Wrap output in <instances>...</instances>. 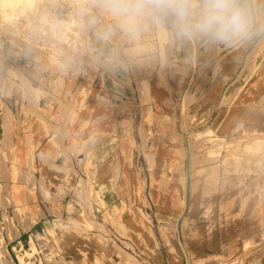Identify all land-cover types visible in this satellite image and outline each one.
<instances>
[{"label":"crops","instance_id":"obj_1","mask_svg":"<svg viewBox=\"0 0 264 264\" xmlns=\"http://www.w3.org/2000/svg\"><path fill=\"white\" fill-rule=\"evenodd\" d=\"M248 2L264 20V0ZM164 25L170 37L163 44L165 53L157 46L151 66L126 76L113 66L119 63L112 51L119 39L116 29L92 17L88 37L94 57L112 64L104 67L109 85L123 91L112 107L104 100L100 108L91 98L97 76L90 77V68L88 96L80 109L65 101L77 76L62 83L57 74L33 66L25 67L19 78L0 72L3 240L10 243L24 235L28 248L33 242L38 249L44 239L57 235L67 256L94 255L95 238L80 223L110 230L114 214L138 239L143 264H210L209 256L243 236L240 224L258 221L259 177L223 175L217 160L193 156L189 135L209 122L218 136L241 126L264 132V31L225 46L180 38L170 21ZM21 77L32 85V102ZM99 109L107 119H97ZM114 142L135 144V168L122 163L113 171L109 144ZM96 143L103 144L99 152ZM147 159L152 161L151 183L128 186L118 172L135 170L142 178ZM145 206L151 208L150 221L140 210ZM56 222L72 225L58 228ZM254 261L264 264V253Z\"/></svg>","mask_w":264,"mask_h":264},{"label":"rangeland","instance_id":"obj_2","mask_svg":"<svg viewBox=\"0 0 264 264\" xmlns=\"http://www.w3.org/2000/svg\"><path fill=\"white\" fill-rule=\"evenodd\" d=\"M98 2L99 0H0V72L19 78L23 75L25 67L29 70L33 66L39 72L48 71L57 74L62 83L70 76H77L71 97L65 101L73 102L76 105L75 108L80 109L88 96L90 68V77L93 79L94 74L97 76L95 97L92 95L91 98L96 99L100 108L104 100L109 107H112L113 103L119 99L120 92L123 91L117 84L109 85L111 79L105 73L104 67L112 64H105L94 57L88 37V24L92 17L97 22L116 29L114 30L116 38L119 39L115 42L112 51L119 63H113V66L121 68L120 70L124 71L126 76L127 74L139 75L143 66H151L150 60L157 55V46L162 53H165L163 44L167 43L170 37L164 25L167 20L148 19L138 32L128 33L117 27L116 22L96 6ZM145 59L149 62L146 63ZM20 80L22 86L27 89L28 101L32 102L34 91L31 83L23 77ZM104 84L106 87L100 96L98 93ZM91 92L94 94V91ZM107 93L108 95L111 93L113 97L104 96ZM1 97L4 96L0 95V100ZM1 101L0 104H2ZM78 112L76 110L73 114ZM96 114L99 121L108 117V115L103 116L100 109ZM210 125L212 124L209 122L208 126L198 127L189 135V145L193 156L201 155L202 159L209 163L217 160L225 176L243 177L249 174L259 177V182L262 183V200L256 216L258 221L244 226L240 224V230L245 231L242 233L243 236L239 240H234L232 245H228L223 250L220 248L219 254L209 256L208 260L210 264H256L253 263L254 259L264 253V132L259 131L258 128L255 130L253 126H241L226 136H218ZM11 129H15V126ZM1 133L0 128V137ZM112 133L116 134L114 128ZM72 145H69V148ZM95 145L96 152L101 151L103 144ZM109 145L112 162L115 163L112 167L113 171L122 163H128L131 169L135 168L134 152L137 149L134 143L114 142ZM81 150L82 148L77 152ZM6 156L7 153H2L4 160H7ZM151 162V159L144 161L145 175H142V178L138 176L139 179H137L135 170L132 174L122 169L118 173L121 172L128 186L140 182L144 184L147 181L150 184ZM138 168L141 166L139 165ZM138 171L141 172V169ZM147 194L150 199L149 192ZM140 210L150 221L151 208L145 206ZM110 216V230L98 224L80 223V226L89 229L95 238L96 246L92 249L94 255L67 256L62 252L57 235L44 239L38 249L31 242L29 249L24 241V235L19 240L9 243L1 238V234L0 264H143L144 257L139 254L138 239L131 233H127L123 225L117 222L114 214ZM67 225L71 226L72 223H55L58 228ZM149 227L151 229V224ZM23 229H27L26 224ZM253 231L256 237H251ZM249 234L250 236H247ZM256 252L259 254L255 255Z\"/></svg>","mask_w":264,"mask_h":264},{"label":"clouds","instance_id":"obj_3","mask_svg":"<svg viewBox=\"0 0 264 264\" xmlns=\"http://www.w3.org/2000/svg\"><path fill=\"white\" fill-rule=\"evenodd\" d=\"M97 7L128 33L148 19L168 20L178 37L232 46L264 31L248 0H99Z\"/></svg>","mask_w":264,"mask_h":264},{"label":"bare ground","instance_id":"obj_4","mask_svg":"<svg viewBox=\"0 0 264 264\" xmlns=\"http://www.w3.org/2000/svg\"><path fill=\"white\" fill-rule=\"evenodd\" d=\"M39 11V10H38ZM47 20V19H46Z\"/></svg>","mask_w":264,"mask_h":264}]
</instances>
